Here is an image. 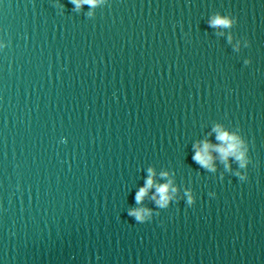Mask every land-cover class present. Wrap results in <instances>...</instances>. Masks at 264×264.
<instances>
[{"label":"water","instance_id":"obj_1","mask_svg":"<svg viewBox=\"0 0 264 264\" xmlns=\"http://www.w3.org/2000/svg\"><path fill=\"white\" fill-rule=\"evenodd\" d=\"M0 264H264V0H0Z\"/></svg>","mask_w":264,"mask_h":264},{"label":"clouds","instance_id":"obj_2","mask_svg":"<svg viewBox=\"0 0 264 264\" xmlns=\"http://www.w3.org/2000/svg\"><path fill=\"white\" fill-rule=\"evenodd\" d=\"M107 0H71V3L75 5V10L79 11L83 7V5H89L92 9H95L97 6L105 4ZM89 15H93V13H89ZM212 27L218 28H230L234 21L227 17L220 14H217L211 18L209 21ZM231 40V37H229ZM238 47V46H237ZM251 61H247L246 63H250ZM214 131L217 132V140L222 142L221 146H214L209 142L205 141L203 146L201 147L199 144L196 145L197 151L193 159L199 163L201 166L215 170L213 160L214 157L211 155L212 150H215L220 153V157L222 160H227L229 157H234L236 161L239 162L241 168H245L247 165V148L245 146V142L234 133H229L228 131L223 130L220 125H217L214 128ZM149 176L146 181L144 187H141L139 191L136 193L135 200L136 202L142 203L145 197L148 195L149 190L153 187L156 188V194L153 196V199L156 203L164 208L167 207L169 200L171 199L170 196V188L171 182L165 183L162 185H156L154 182L155 177V170L152 168L148 169ZM162 176H167L168 173L164 172L161 173ZM236 175L240 176L241 180L247 179L246 175H241L239 172ZM172 192L177 191L175 188L171 189ZM188 195V203H193V197L191 193H187ZM131 216H134L137 221L143 222L146 218L151 217V211L146 208H136L132 209L130 212Z\"/></svg>","mask_w":264,"mask_h":264}]
</instances>
